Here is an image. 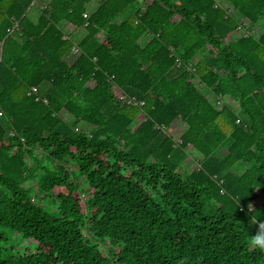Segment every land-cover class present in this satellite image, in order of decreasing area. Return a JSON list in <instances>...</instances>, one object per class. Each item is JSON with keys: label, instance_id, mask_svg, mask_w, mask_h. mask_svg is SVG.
Listing matches in <instances>:
<instances>
[{"label": "trees", "instance_id": "1", "mask_svg": "<svg viewBox=\"0 0 264 264\" xmlns=\"http://www.w3.org/2000/svg\"><path fill=\"white\" fill-rule=\"evenodd\" d=\"M253 218L264 0H0V264H264Z\"/></svg>", "mask_w": 264, "mask_h": 264}, {"label": "clouds", "instance_id": "2", "mask_svg": "<svg viewBox=\"0 0 264 264\" xmlns=\"http://www.w3.org/2000/svg\"><path fill=\"white\" fill-rule=\"evenodd\" d=\"M238 207H240L241 211L245 210L243 206H240V204H238ZM254 209V204L249 202L247 204V211L252 213ZM252 224L256 226V231L254 235H251L249 246L254 250L258 249L261 252H264V220L253 218Z\"/></svg>", "mask_w": 264, "mask_h": 264}, {"label": "rangeland", "instance_id": "3", "mask_svg": "<svg viewBox=\"0 0 264 264\" xmlns=\"http://www.w3.org/2000/svg\"><path fill=\"white\" fill-rule=\"evenodd\" d=\"M263 28V27H262ZM258 31V29L257 28H255V32H257ZM234 36H235V34H234ZM235 37H237V36H235ZM62 116L64 117V118H69V114L68 113H66L65 111H62Z\"/></svg>", "mask_w": 264, "mask_h": 264}, {"label": "built area", "instance_id": "4", "mask_svg": "<svg viewBox=\"0 0 264 264\" xmlns=\"http://www.w3.org/2000/svg\"><path fill=\"white\" fill-rule=\"evenodd\" d=\"M78 53V49L76 47L72 48V54H77Z\"/></svg>", "mask_w": 264, "mask_h": 264}]
</instances>
